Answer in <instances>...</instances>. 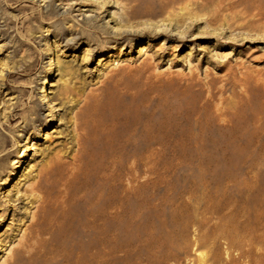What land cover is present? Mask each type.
Wrapping results in <instances>:
<instances>
[{"label": "bare ground", "instance_id": "obj_1", "mask_svg": "<svg viewBox=\"0 0 264 264\" xmlns=\"http://www.w3.org/2000/svg\"><path fill=\"white\" fill-rule=\"evenodd\" d=\"M118 2L127 3L121 17L126 26L144 20L180 30L208 8L213 9L208 26L229 13L225 24L233 27L230 21L237 19V29L248 34L264 21V0ZM143 26L127 27L131 31L118 33L113 42L168 30ZM186 35L187 29L168 39L184 41ZM245 74L238 80L231 75V87H247L250 76ZM178 80L182 91L171 105L159 103L144 113L132 98L85 101L80 110L90 118L79 124L74 148L69 156L54 158L31 188L36 213L12 264H264V102L252 108L240 98L227 110L213 104L211 92L200 104L201 97L190 91L198 80ZM142 119L147 122L141 124ZM187 143L198 146L202 170L186 174L185 180L196 185L187 192L189 202L172 204L186 190L174 193L166 176H159L158 165L164 162L165 173V163L180 156ZM241 175L247 179L238 181ZM198 188L201 196L194 198ZM234 191L239 194L232 196ZM177 242L183 246L174 250ZM201 249L208 255L189 260Z\"/></svg>", "mask_w": 264, "mask_h": 264}, {"label": "rangeland", "instance_id": "obj_2", "mask_svg": "<svg viewBox=\"0 0 264 264\" xmlns=\"http://www.w3.org/2000/svg\"><path fill=\"white\" fill-rule=\"evenodd\" d=\"M106 1L102 6V0H0V264H12L21 255L27 225L36 213L31 188L54 158L69 156L79 124L90 118L80 110L87 99L132 98L144 113L159 103L171 105L182 91L178 79L194 76L198 82L191 96H200V104L208 102L211 92L213 104L227 110L229 102L240 98L252 108L264 102V21L248 34L237 29V19L230 21L233 27L225 24L229 13L208 26L213 10L208 8L180 30L144 20L126 26L121 17L127 3ZM145 24L156 31L167 28V34L113 42L118 33L131 31L127 27L141 30ZM185 29L184 41L168 39ZM245 73L250 76L247 87L232 88L231 75L238 80ZM197 148L194 143L182 146V154L165 163V173L164 162L158 165L159 176H166L174 193L186 190L172 204L188 201L189 188L196 186L185 177L202 170ZM200 196L198 188L193 197ZM182 246L177 242L171 248ZM198 252L189 260L208 255L206 249Z\"/></svg>", "mask_w": 264, "mask_h": 264}]
</instances>
